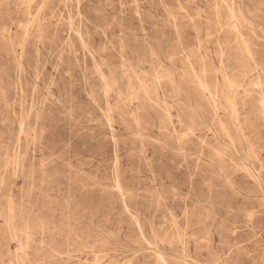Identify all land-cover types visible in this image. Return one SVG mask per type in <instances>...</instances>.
<instances>
[{
	"label": "rangeland",
	"instance_id": "rangeland-1",
	"mask_svg": "<svg viewBox=\"0 0 264 264\" xmlns=\"http://www.w3.org/2000/svg\"><path fill=\"white\" fill-rule=\"evenodd\" d=\"M0 264H264V0H0Z\"/></svg>",
	"mask_w": 264,
	"mask_h": 264
}]
</instances>
